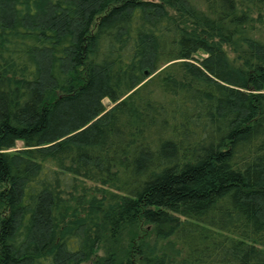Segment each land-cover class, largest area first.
Wrapping results in <instances>:
<instances>
[{"label":"trees","instance_id":"trees-1","mask_svg":"<svg viewBox=\"0 0 264 264\" xmlns=\"http://www.w3.org/2000/svg\"><path fill=\"white\" fill-rule=\"evenodd\" d=\"M0 264H264V0H0Z\"/></svg>","mask_w":264,"mask_h":264},{"label":"rangeland","instance_id":"rangeland-1","mask_svg":"<svg viewBox=\"0 0 264 264\" xmlns=\"http://www.w3.org/2000/svg\"><path fill=\"white\" fill-rule=\"evenodd\" d=\"M104 103L108 104V100L104 99ZM21 146H22V142H20V141L16 142L17 148H19ZM143 230H145V229H139L138 232H142ZM133 235H134L133 232L127 231L124 233L122 240L125 241V243H126Z\"/></svg>","mask_w":264,"mask_h":264}]
</instances>
